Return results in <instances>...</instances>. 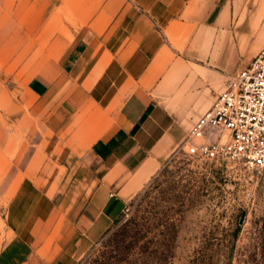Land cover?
Here are the masks:
<instances>
[{"label":"crops","instance_id":"0c3cea01","mask_svg":"<svg viewBox=\"0 0 264 264\" xmlns=\"http://www.w3.org/2000/svg\"><path fill=\"white\" fill-rule=\"evenodd\" d=\"M36 22L4 66L0 264L98 240L264 47V0H0L6 39Z\"/></svg>","mask_w":264,"mask_h":264},{"label":"rangeland","instance_id":"374dc122","mask_svg":"<svg viewBox=\"0 0 264 264\" xmlns=\"http://www.w3.org/2000/svg\"><path fill=\"white\" fill-rule=\"evenodd\" d=\"M28 27L30 40L17 38L22 23L15 24L14 40L0 36V49L14 50L0 55V93L21 87L4 66L22 58L18 53L24 46L38 47L33 37L39 25ZM183 148L172 153L98 240L71 242L61 250L60 262L264 264V173L220 157L186 156Z\"/></svg>","mask_w":264,"mask_h":264},{"label":"built area","instance_id":"2783aa9c","mask_svg":"<svg viewBox=\"0 0 264 264\" xmlns=\"http://www.w3.org/2000/svg\"><path fill=\"white\" fill-rule=\"evenodd\" d=\"M207 129L221 130L225 139L196 141ZM182 151L190 157H220L264 173V47L245 69L227 77L211 108L191 127Z\"/></svg>","mask_w":264,"mask_h":264}]
</instances>
